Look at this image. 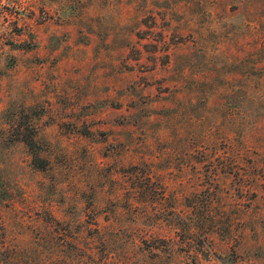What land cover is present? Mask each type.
<instances>
[{"label":"rangeland","instance_id":"obj_1","mask_svg":"<svg viewBox=\"0 0 264 264\" xmlns=\"http://www.w3.org/2000/svg\"><path fill=\"white\" fill-rule=\"evenodd\" d=\"M0 264H264V0H0Z\"/></svg>","mask_w":264,"mask_h":264},{"label":"trees","instance_id":"obj_2","mask_svg":"<svg viewBox=\"0 0 264 264\" xmlns=\"http://www.w3.org/2000/svg\"><path fill=\"white\" fill-rule=\"evenodd\" d=\"M23 140L28 144V146L31 148V149H34L36 146H37V143H36V140H35V138L32 136V135H30V136H26V137H23ZM37 160V162H38V160L40 161V160H45V159H43L42 157H39V156H37V157H35V161ZM40 164V163H39ZM39 166H44L43 164H41V165H39Z\"/></svg>","mask_w":264,"mask_h":264}]
</instances>
